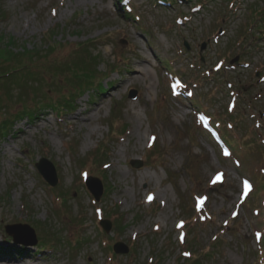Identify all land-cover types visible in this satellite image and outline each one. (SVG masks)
<instances>
[{
	"label": "rangeland",
	"instance_id": "obj_1",
	"mask_svg": "<svg viewBox=\"0 0 264 264\" xmlns=\"http://www.w3.org/2000/svg\"><path fill=\"white\" fill-rule=\"evenodd\" d=\"M0 53L40 70L0 81V246L24 247L9 224L38 240L12 264H264V0H0Z\"/></svg>",
	"mask_w": 264,
	"mask_h": 264
},
{
	"label": "water",
	"instance_id": "obj_2",
	"mask_svg": "<svg viewBox=\"0 0 264 264\" xmlns=\"http://www.w3.org/2000/svg\"><path fill=\"white\" fill-rule=\"evenodd\" d=\"M136 93L131 91L129 93V98H135ZM133 167H139L141 164L139 162L132 161ZM36 169L39 174L43 177V179L52 187L57 184V175L55 172V168L51 162L47 159H40L38 163H36ZM86 187L96 201H99L102 194L103 189L100 180L94 177H88L86 179ZM100 226L105 231V233H110L112 224L109 220L100 221ZM5 232L8 236L12 238V243L15 245H22L25 247H33L37 245V237L35 230L29 226L28 224H10L6 225ZM113 251L115 254L126 255L129 252V247L123 242H116L113 245Z\"/></svg>",
	"mask_w": 264,
	"mask_h": 264
},
{
	"label": "trees",
	"instance_id": "obj_3",
	"mask_svg": "<svg viewBox=\"0 0 264 264\" xmlns=\"http://www.w3.org/2000/svg\"><path fill=\"white\" fill-rule=\"evenodd\" d=\"M164 1V0H161ZM0 55H5L3 53H0ZM11 68V67H9ZM31 67L27 66V65H23L20 68H16L13 70L8 71L7 73H2L0 74V81L3 82V88H7V86L11 83H17V81H26L28 83H24V86H27L29 83H31V78L36 82H39V73L40 70H38L37 72L32 73L31 72ZM24 69H28L24 70ZM24 72L20 75H25L24 78H19V74H17L18 72ZM12 76V77H11ZM11 77V78H10ZM91 79V78H89ZM23 86V90L26 89V87ZM20 87V86H19ZM30 87V84H29ZM101 87V86H100ZM81 93L78 95L80 96ZM24 95H20L19 97L22 98ZM65 100L67 101V105L72 104V102L70 103V101L72 100V96L66 97ZM23 101V100H22ZM2 102V99L0 97V103ZM42 103V102H41ZM66 103V102H65ZM38 101H33V106H29L27 105L26 107H24L20 112V113H24V114H30L31 117H34L36 114L38 113H42L41 109L46 108L47 109V104L45 106V104H43L41 107H36L35 105H38ZM60 104L62 107H64V105L59 101L57 102H51V107L52 109H55L57 112L60 111V109H62L61 107L59 108L57 105ZM30 107V108H27ZM10 125V120H2L1 124H0V128H2V130L4 131V129H7V127ZM80 241H77V243H74V246L78 245ZM40 245V244H39ZM49 245V244H48ZM73 243L70 242V246H72ZM31 249H27V248H23V247H14V246H9V247H2L0 246V261H14L17 260V258L21 259H26V258H31Z\"/></svg>",
	"mask_w": 264,
	"mask_h": 264
},
{
	"label": "bare ground",
	"instance_id": "obj_4",
	"mask_svg": "<svg viewBox=\"0 0 264 264\" xmlns=\"http://www.w3.org/2000/svg\"><path fill=\"white\" fill-rule=\"evenodd\" d=\"M95 104L97 105V104H99V102H96ZM90 110H93V109L88 108V109H83V110L78 111L76 114H74L72 123H84V122L90 123L91 118H92L91 114H90L91 113ZM87 113H89V116L87 115ZM91 134H92V132L90 133V135ZM6 151L10 153L11 149L6 148ZM138 179L141 182H145L148 178H147L146 174H144V172H141L138 174ZM0 264H4V263H0ZM10 264H12V263H10Z\"/></svg>",
	"mask_w": 264,
	"mask_h": 264
},
{
	"label": "snow or ice",
	"instance_id": "obj_5",
	"mask_svg": "<svg viewBox=\"0 0 264 264\" xmlns=\"http://www.w3.org/2000/svg\"><path fill=\"white\" fill-rule=\"evenodd\" d=\"M245 183H247V182H245ZM149 199H151V197Z\"/></svg>",
	"mask_w": 264,
	"mask_h": 264
}]
</instances>
